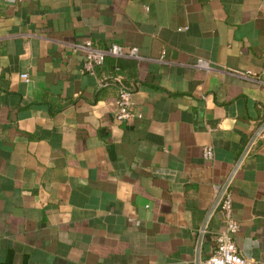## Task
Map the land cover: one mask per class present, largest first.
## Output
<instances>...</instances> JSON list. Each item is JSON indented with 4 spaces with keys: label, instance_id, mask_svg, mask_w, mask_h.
<instances>
[{
    "label": "crops",
    "instance_id": "1",
    "mask_svg": "<svg viewBox=\"0 0 264 264\" xmlns=\"http://www.w3.org/2000/svg\"><path fill=\"white\" fill-rule=\"evenodd\" d=\"M263 6L0 0V264H196L264 121ZM85 41L137 48L134 119L115 118L111 62L82 68ZM228 189L236 244L264 264V129ZM221 225L215 208L199 264Z\"/></svg>",
    "mask_w": 264,
    "mask_h": 264
},
{
    "label": "built area",
    "instance_id": "2",
    "mask_svg": "<svg viewBox=\"0 0 264 264\" xmlns=\"http://www.w3.org/2000/svg\"><path fill=\"white\" fill-rule=\"evenodd\" d=\"M264 7V6H263ZM264 16V15H263ZM76 47L84 50L82 68L93 72L94 68L104 63L107 57H137L135 46L126 47L123 44L112 42L105 48L94 46L91 41H85ZM197 66L206 67L205 60H198ZM22 78H27V74H21ZM137 116L133 108L132 90L120 85L117 97V110L115 118L117 121L126 122ZM214 152L211 145H205L202 149V156L205 160L213 158ZM222 187H218L216 197ZM216 208L222 217L221 228L213 235L214 246L209 256L202 264H250L249 260L240 252L235 236L239 230V224L233 217L232 194L226 189L220 197Z\"/></svg>",
    "mask_w": 264,
    "mask_h": 264
},
{
    "label": "water",
    "instance_id": "3",
    "mask_svg": "<svg viewBox=\"0 0 264 264\" xmlns=\"http://www.w3.org/2000/svg\"><path fill=\"white\" fill-rule=\"evenodd\" d=\"M264 129V121L262 122V124L258 127V129L255 131V133L252 135V137L250 138L246 148L244 149V151L242 152L241 156L239 157L238 161L236 162L235 166L233 167L231 173L229 174L227 180L224 182L219 194L217 195V197L215 198L211 208L209 209L205 219H204V222L201 226V229H200V232H199V238H198V246H197V253H196V264H199V248H200V244H201V240H202V237H203V234H204V231H205V228H206V224H207V221L209 219V217L211 216L212 212L215 210L216 206H217V203L220 199V197L222 196L223 192L228 189V186H229V183H230V180L233 176V174L235 173L236 169L238 168L239 164L241 163L245 153L247 152L248 148L250 147V145L252 144V142L254 141V139L256 138V136Z\"/></svg>",
    "mask_w": 264,
    "mask_h": 264
},
{
    "label": "trees",
    "instance_id": "4",
    "mask_svg": "<svg viewBox=\"0 0 264 264\" xmlns=\"http://www.w3.org/2000/svg\"><path fill=\"white\" fill-rule=\"evenodd\" d=\"M106 61L111 62L112 71H113L112 77H115L118 80L119 85H123L128 89L132 90V87L127 83L125 72L129 68L133 67L134 61L131 58H120V57H110V56L107 57L104 62Z\"/></svg>",
    "mask_w": 264,
    "mask_h": 264
}]
</instances>
